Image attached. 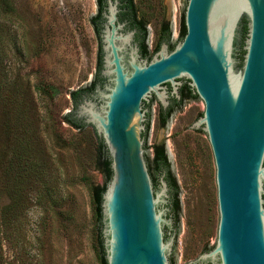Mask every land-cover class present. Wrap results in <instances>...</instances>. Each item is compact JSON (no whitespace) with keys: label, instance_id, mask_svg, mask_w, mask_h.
Returning <instances> with one entry per match:
<instances>
[{"label":"rangeland","instance_id":"rangeland-1","mask_svg":"<svg viewBox=\"0 0 264 264\" xmlns=\"http://www.w3.org/2000/svg\"><path fill=\"white\" fill-rule=\"evenodd\" d=\"M186 3L133 0L150 55L163 22L177 43ZM97 14V0H0V264H105L92 190L105 184L100 163L107 155L91 126L77 130L63 119L75 108L70 93L97 74ZM240 69L237 56L235 74ZM149 103L146 158L150 163L154 146L163 144L178 187L176 227H164L166 251L174 264H195L215 250L219 224L215 163L200 122L204 103L185 99L164 127L154 96Z\"/></svg>","mask_w":264,"mask_h":264},{"label":"water","instance_id":"water-1","mask_svg":"<svg viewBox=\"0 0 264 264\" xmlns=\"http://www.w3.org/2000/svg\"><path fill=\"white\" fill-rule=\"evenodd\" d=\"M118 5L105 0L101 12L102 83L73 110L110 162L100 205L105 263H170L164 227L173 220L162 218L169 209L161 204L168 186L160 176L158 191L148 171L144 104L152 95L165 109L167 87L178 99L179 82L187 80L204 103L200 122L215 163L219 210L216 248L195 264H264V0H187L183 39L171 50L162 42L142 62L134 31L121 32ZM217 19L222 30L214 31Z\"/></svg>","mask_w":264,"mask_h":264},{"label":"trees","instance_id":"trees-1","mask_svg":"<svg viewBox=\"0 0 264 264\" xmlns=\"http://www.w3.org/2000/svg\"><path fill=\"white\" fill-rule=\"evenodd\" d=\"M118 1L121 4L120 5V11L118 13L120 21H127L128 26H130L132 28L133 27L137 28V30L140 33L139 40H138L139 52L143 58L150 59L152 55H150V53L148 52L147 47L145 45V39H146V35H147V31L145 28L146 24L143 20H141L137 17L136 10H135L134 4H133V0H118ZM97 5H98V14L91 19V22H92L93 27L95 29V32L99 38L100 23H101L100 14H101V11L103 9L104 0H97ZM185 33H186V31H185L184 19H183V15H182V19H181V23H180L179 40L183 39ZM245 33H246V25H245V23H243L242 35L244 36ZM169 40H170L169 26H168L167 22H163L162 25L160 26V31H159L158 38H157L155 52L159 49L160 44L164 41L169 45V49L171 50L174 45H172ZM243 53L244 52L241 51L240 55H242ZM100 69H101V48L99 47V56H98V60H97V74L95 75L94 80L92 81V83L88 87H85V88H82V89H79V90H76V91H73L70 93V96H71L72 101L74 103V107L76 106V104L78 103L80 98L83 97V95L88 97L92 93L94 85L97 82L102 83V79L99 77ZM1 89H2V87H1V83H0V93H1ZM179 93H180V100H179V102H177V108H179L181 106L182 102L185 99H191V98L197 97V95L193 93L192 89L188 85L187 80L183 81V84L180 87ZM144 107L146 109H148V111L146 113V128H145V131L142 133V136L145 139L147 136V129H148V124H149L150 103L144 104ZM174 110H175V106L171 107L170 109H168L165 112L162 110L161 107H159L157 122H158V125L160 127H164L166 125L170 115L172 114V112ZM63 119L66 121V123L68 125H70L71 127H73L74 129H77V130H80L86 126L84 123H82L81 120L76 119L74 117L73 113L66 115ZM99 145L104 150V152L106 153L105 147H104V145L100 139H99ZM145 159L147 162L148 170H149L151 177H152V180H153V185L154 186L157 185V180L160 176H163L164 181L167 183L168 194H169L168 204H167V207L169 209L168 216H170L172 218L173 223H174V228H175L176 224H177V220H178V214H179L178 187L176 185V182H175L173 175L170 172L169 162L167 160V156H166L163 144H159V145L154 146V155H153V158L150 161V163L146 157H145ZM109 164H110V162H109L108 158L105 156L102 163H100L102 172L105 176V184L102 187H95L92 190V200L94 202L95 214H96V218L99 222V225H100V220H101V207H100L101 198H102L103 192L105 191L106 184L110 180V177H111V171H110ZM263 164H264V161H263ZM99 243H100V247H101V251H102V259H103V262L105 263L104 256H103L101 236H99ZM169 264H174V261L172 258L170 259Z\"/></svg>","mask_w":264,"mask_h":264},{"label":"flooded vegetation","instance_id":"flooded-vegetation-1","mask_svg":"<svg viewBox=\"0 0 264 264\" xmlns=\"http://www.w3.org/2000/svg\"><path fill=\"white\" fill-rule=\"evenodd\" d=\"M120 3H119V5H118V9H119V11H120ZM104 7H105V0H104V5H103V9H104ZM102 9V10H103ZM102 12V11H101ZM100 20H101V23H100V28H101V25H102V19H101V14H100ZM118 20H119V22H121V23H125V26H124V28L125 29H127V30H129V31H131V30H133L134 31V36H133V39H134V42L137 44V46H138V40H139V35H140V33H139V31L137 30V28L136 27H130V26H128V22L127 21H120V19H119V15H118ZM169 31H170V29H169ZM138 48H139V46H138ZM140 53V52H139ZM183 84V83H182ZM182 84L179 86V88H178V95H179V98L177 99L176 97H174V96H170L169 98H168V105H167V107L164 109V108H162L160 105H159V107H161L162 108V110L165 112V111H167L168 109H170L171 107H174L175 106V109L177 108V102H179V100H180V93H179V91H180V87L182 86ZM167 89L168 90H170V87L168 86L167 87ZM84 96V95H83ZM90 96V95H89ZM81 99H82V97L80 98V100L79 101H81ZM78 101V102H79ZM158 112H159V108H158V111H157V116H158ZM262 199H263V201H264V195L262 196ZM263 206H264V203H263Z\"/></svg>","mask_w":264,"mask_h":264},{"label":"bare ground","instance_id":"bare-ground-1","mask_svg":"<svg viewBox=\"0 0 264 264\" xmlns=\"http://www.w3.org/2000/svg\"><path fill=\"white\" fill-rule=\"evenodd\" d=\"M221 29L222 30V23L220 20L217 19L216 25H215V30Z\"/></svg>","mask_w":264,"mask_h":264},{"label":"built area","instance_id":"built-area-1","mask_svg":"<svg viewBox=\"0 0 264 264\" xmlns=\"http://www.w3.org/2000/svg\"><path fill=\"white\" fill-rule=\"evenodd\" d=\"M175 16L173 15L172 16V18H171V20H170V22H171V26L174 28V30H175V26H176V23H175V18H174Z\"/></svg>","mask_w":264,"mask_h":264}]
</instances>
